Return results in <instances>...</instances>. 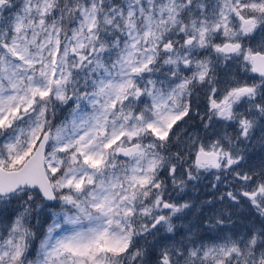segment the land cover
Listing matches in <instances>:
<instances>
[{
    "label": "snow or ice",
    "instance_id": "obj_1",
    "mask_svg": "<svg viewBox=\"0 0 264 264\" xmlns=\"http://www.w3.org/2000/svg\"><path fill=\"white\" fill-rule=\"evenodd\" d=\"M0 264H264V0H0Z\"/></svg>",
    "mask_w": 264,
    "mask_h": 264
}]
</instances>
